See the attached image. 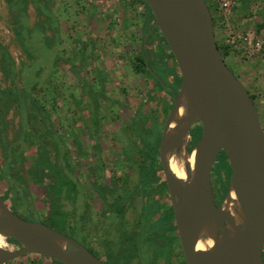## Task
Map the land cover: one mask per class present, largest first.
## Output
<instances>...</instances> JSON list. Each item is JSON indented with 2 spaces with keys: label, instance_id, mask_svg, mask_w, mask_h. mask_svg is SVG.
<instances>
[{
  "label": "rangeland",
  "instance_id": "1",
  "mask_svg": "<svg viewBox=\"0 0 264 264\" xmlns=\"http://www.w3.org/2000/svg\"><path fill=\"white\" fill-rule=\"evenodd\" d=\"M204 1L210 9L212 19L215 20V40L222 50L226 48L228 51L224 60L225 64L243 84L249 95L254 97L253 102L264 132V107L260 103L256 91L250 87L254 80L250 83L238 69L240 64L244 66V61L254 63L256 60H264V39L260 38L258 31L235 22L232 16L235 6L231 13L225 17L219 11L215 1ZM122 5L121 0L117 2L116 0H42L40 3H34L32 0L27 2L24 16L21 18V21H25V25L29 28L40 29L43 26L45 35L49 38H52L53 28L58 30L55 51L59 59L62 60L60 61L62 64L50 67L43 72L41 78L50 77L51 83L56 86L57 97L53 103L56 105V111H51L49 105L47 109L57 128L63 129V131L57 129L58 139L64 142L61 144L63 147L61 152L66 150L68 153L67 156L70 159L73 173H75L73 179L77 183L80 194L75 198L73 204L62 200L60 209L62 211L56 216H50L55 210L48 205V201L53 199V195L44 197L46 194H44L43 185L31 184L30 179L33 176L29 177V165L32 155L31 152L28 153L31 150L28 144H25L24 148L26 149L22 148L26 152L25 163L10 169L11 174L16 176L15 181L18 185L19 177L27 183L26 194H23L28 200L24 196H17L23 204L19 205L23 214L18 213V215L37 223H43L74 239L88 250L90 249L89 244L95 247V241L91 240L94 233L92 230L93 226L99 222L103 223L105 231L110 227L114 229V232L116 229L120 230L121 227L128 232L135 231L143 205V195L138 186L139 165L143 158L137 147L140 141L130 135L127 130L130 128L127 126L128 124L135 126L134 119L136 115H140L144 119L146 127L155 121L157 128L162 131L169 113L167 105L172 104L173 101L151 80L135 72L133 63L142 44V34L139 31L142 19L137 8H129L130 15L124 17ZM37 8L41 9L43 14H38ZM13 10L16 11L11 8L9 0H0V45L7 48L15 61L16 68L19 69L23 65L30 66L35 58L31 50L28 49L30 54H26L20 47L15 35V30L18 28L14 27L19 20L20 13L17 11L15 18ZM121 12L122 14H120ZM51 14L56 18V23L52 22ZM132 24L133 28L130 27ZM152 31L153 28L148 35ZM230 34L241 38L237 47H233L227 42ZM33 35L31 41L36 42V36L34 33ZM155 42H157L156 38ZM155 44L153 45V56L160 53V48ZM43 48L50 52L52 46L43 44ZM162 59L166 58L162 56L161 61ZM65 62L73 65L78 72V77L84 79L88 86L84 93L76 74L71 73L69 68L63 65ZM244 68L246 69L245 66ZM158 74L168 87H176L174 78L166 77L162 72H158ZM7 84L8 80L0 72V89L5 88ZM38 93L41 94V91L36 92L35 95L37 96ZM100 93L103 94L102 98ZM49 101L51 102V99ZM95 101L98 103L99 110L97 122L92 120V103ZM21 115L20 109L15 105H11L7 110L3 122L1 121L6 141L11 142L18 137ZM196 128L198 127L194 126L192 131ZM89 134H94L95 139L99 141L97 150L93 149L94 140ZM77 148L81 149L79 152L83 156L77 153ZM48 149L51 150V159H54L53 149ZM220 159L221 157H218L216 163ZM58 161L64 165L61 154ZM7 163L0 146V169L6 170ZM88 167H91L93 173ZM93 175L103 176L108 184L112 181L117 183V192L123 197L120 202L123 208L122 215L107 214L104 204L98 201L97 196L92 192L90 183L93 180ZM156 176L158 181L149 187L147 197L148 203L154 207L152 211L156 213L157 217L168 208L169 197L166 192L164 176L159 171ZM4 177L5 173H0V192L3 193V196L5 194L4 184L7 183ZM211 178L214 182L216 179L214 172ZM122 180L124 185L121 187ZM12 186L15 184L13 183ZM4 197L10 201L7 196ZM23 210H26V213ZM29 212L34 217H28L30 216ZM167 212L170 217V211ZM150 221L149 219L147 221L145 216H141L140 238L137 240L135 249L139 250V255L146 261L153 259L156 254L162 252L165 254L167 243L165 239V245H163V238L160 236V233L165 232L162 221L152 225V228H156L157 236H144V233L150 231V228L147 227ZM95 235L98 240H101L100 234ZM11 247L13 246L4 240V248L10 249ZM16 249V247L12 248V250ZM100 254H103L101 249ZM41 260L38 256L25 255L8 264H52L49 260H43V262Z\"/></svg>",
  "mask_w": 264,
  "mask_h": 264
},
{
  "label": "water",
  "instance_id": "2",
  "mask_svg": "<svg viewBox=\"0 0 264 264\" xmlns=\"http://www.w3.org/2000/svg\"><path fill=\"white\" fill-rule=\"evenodd\" d=\"M143 1L180 76L158 161L185 264H264V132L256 106L220 54L204 0ZM195 125L201 136L189 151ZM221 152L231 173L216 206L211 176ZM173 156L182 161V179L170 169ZM0 236L18 243L16 250L0 247V264L25 255L60 264H102L74 239L13 213L1 196Z\"/></svg>",
  "mask_w": 264,
  "mask_h": 264
},
{
  "label": "trees",
  "instance_id": "3",
  "mask_svg": "<svg viewBox=\"0 0 264 264\" xmlns=\"http://www.w3.org/2000/svg\"><path fill=\"white\" fill-rule=\"evenodd\" d=\"M28 1L32 0H9V4L11 8L16 9V11L13 10L15 18L16 12L19 11L20 13L18 16L19 20H17V23H15L17 26H14L18 28V30H15V35L20 43V47L26 54H30L29 50H31V52L34 53L33 55L35 59L32 61L30 66L23 65L17 69L15 61L8 52L7 48L0 45V72L2 76L8 80L7 86L3 89H0V146L2 147L6 161L8 162L6 165V170L0 169V173H5L4 178L7 183L4 184V196H7V198L10 199V201H7V199L4 197V203L9 208V210L17 214L19 205H23L21 203L22 201H20V199L18 200L17 196L20 195L25 197L24 194H26L25 190L27 183H25V180L22 181V178L19 177L20 183L18 185V183L15 181L16 176L11 174L10 169L18 166L19 164L25 163L24 159L26 152H24L22 148L26 149L24 146L25 144H28L29 148L31 150L33 149L32 151L30 150L28 152H31L32 155V161L29 165L30 176H28L31 178L33 176V178L30 179V182L31 184L43 185L45 189L44 194H46L44 197H49L51 194L53 195V199H49L48 205L50 208H55L54 212L50 216H56L60 211H62L60 210L62 208V200L73 204L75 198H77L80 194V190L78 189L76 181L73 179L75 173H73L70 159L67 156L68 153L66 150L61 152V148H63L61 144L64 142L58 139L57 129L62 131L63 129L61 127L57 128L50 111L47 109L49 105L51 107V111H56V105L53 104L55 103V98L57 97L56 86H53L54 84L51 83L50 77L47 76L45 79L41 78L43 72H45L47 69L62 64L60 63L62 60L59 59L55 51V47L58 42V30L57 28H53L52 38H49L45 35V28L43 26H41L40 29L27 27L25 25V21H21V18L24 16V11ZM41 1L42 0H33L34 3H40ZM137 1L141 2L144 6L145 21L142 25L141 32L142 44L138 54L135 56L133 67L136 73L147 77V79L151 80L159 90L163 91L165 95L170 97L171 94L174 95L176 91L177 93L179 91L180 76L178 71H175V73L172 72L166 59H162L161 61L162 56L172 60L175 70H177V67L163 37L158 32V30L153 29V31L148 35L149 31L153 28L155 21L144 1ZM37 11L38 14H43L41 9L37 8ZM51 17L52 19H50L53 20L52 22L56 23V18L53 16V14H51ZM49 22L50 21L48 20L47 23L49 24ZM214 24L215 20L213 19V25ZM257 29L264 30V18ZM33 33L36 36V42L31 41V38L34 37ZM155 38L157 41L156 44L154 42ZM43 44H49L52 46L50 52H47L46 49L43 48ZM154 44L160 48V53L153 56L152 52ZM216 44L223 60H225V57L228 54L227 49L224 48L222 50L221 46H219L217 42ZM49 57H51V59H48ZM63 65L67 66L69 71L71 73L74 72L76 74L75 76L78 77V72L73 65L67 62L63 63ZM158 72H162L164 75H166V77L171 76L174 78L176 87H168ZM78 79L84 93V91L88 89V86H86L84 79H80L79 77ZM40 91L41 94L38 93L36 96L35 93ZM99 95H101V98L103 97V94L100 93ZM250 97L252 100H254L253 96L250 95ZM50 99L51 102L49 101ZM11 105L17 106L18 109H20L22 115L18 130V137L9 142L4 138V128L1 121L3 122V118ZM171 106L172 104L167 105V108L170 110ZM92 111V120L97 122L99 110L98 103L96 101L92 103ZM134 120L136 121V123L133 122L135 126L128 124L127 128L130 129L127 130H129L131 136L136 139L138 138L140 141L137 146L141 157L143 158L139 165L138 178V186L143 195V205L140 215L145 216L147 220L154 214V211H152V208L154 207L151 203H148V189L152 184L158 181L156 176L158 171L161 173V175H163L157 158L162 131L157 128L155 121L150 124L149 127H146L144 124V119L141 118L140 115H136ZM191 135L192 139L189 144L190 146L188 147L189 151H191L201 136L200 128L198 127L192 131ZM89 136L92 140H94L93 145L95 146H93V149L97 150L99 148V141L95 139L94 134H89ZM48 148L53 149L52 156H54V159H51V150ZM79 151L81 152V149L77 148V153H79L80 156H83V154ZM60 154L64 160V165L58 161ZM218 157H221V159L216 163ZM217 158L212 170V173L214 172L216 176L214 182L212 181V187L213 191L219 194V202L217 203L219 205L226 194L231 170L227 163V158L223 152H221ZM88 168L91 170V167ZM10 181L12 182L11 184ZM13 183L15 186H12ZM123 185L124 181L122 180L121 187ZM90 186L94 195L97 196V200L101 201L105 205L107 213H115L118 215L123 214V208L120 205L123 197L117 192L116 182L112 181L110 184H108L103 176L96 177V175H93V180L91 181ZM25 199L27 198L25 197ZM23 219L34 222L29 219ZM164 219L166 220L167 216L164 217ZM7 241L14 246H18V243L12 239H7ZM38 257L43 260H49L52 262V264H60L45 257Z\"/></svg>",
  "mask_w": 264,
  "mask_h": 264
},
{
  "label": "flooded vegetation",
  "instance_id": "4",
  "mask_svg": "<svg viewBox=\"0 0 264 264\" xmlns=\"http://www.w3.org/2000/svg\"><path fill=\"white\" fill-rule=\"evenodd\" d=\"M175 94H177V92L174 93V95ZM174 95L171 94L170 96L172 100H173ZM195 126L200 128V125H195ZM191 132H192V129H191ZM191 132H190V139L192 136ZM200 132H201V128H200ZM166 192H167V188H166ZM167 195H168V192H167ZM0 196L2 200L5 202L2 192H0ZM213 197H214L215 205L219 206L220 204L219 205L217 204L219 202V194L213 191ZM168 210L170 211V214H171L170 217H169V212H167ZM23 211L25 212L26 210H23ZM18 213L23 214V212H21L19 208L17 209V215ZM29 214L30 216L28 217H34L33 215H31L32 213L29 212ZM112 214H115V213H112ZM155 215L156 213H154L153 216L149 218V221L150 220L151 221L148 222L147 227L150 228V231L147 233H144V236H150V237L157 236L156 228H152V225L158 224L159 222L162 221L161 223H162V226L164 227V229L163 228L162 229L165 230V232L160 233L161 234L160 236H162L163 238L162 239L163 245H165L164 240L166 239L167 241L165 245V254H163V252L161 251L162 253L156 254V256L153 259L146 261L145 259H143L142 256L139 255V250H135L137 243H138L137 240L138 238H140L139 229L141 226V223H140L141 215H139L137 225H136L134 232H128L127 230L125 231L124 228L122 227L120 230L116 229L115 232H114V229L111 227L107 231H105L103 229L102 222L95 224V226H93L92 231L95 234H100L101 240H98L96 235L93 233L91 240L92 242L95 241L94 243L95 247L89 244L88 245L90 248L89 251L95 257H97L102 264H185L183 252L181 250L180 241L178 238V234H177V230H176V226H175V222L173 218V211H172L170 199H169L168 208L165 209L162 213H160L159 216L156 217ZM166 216H167V219L165 220L164 217ZM158 243H160V241H158ZM12 246L18 248V246H14V245ZM100 249L101 251H103V254H100ZM19 259H21V257ZM41 261L43 262V259ZM263 262H264V249H263Z\"/></svg>",
  "mask_w": 264,
  "mask_h": 264
},
{
  "label": "crops",
  "instance_id": "5",
  "mask_svg": "<svg viewBox=\"0 0 264 264\" xmlns=\"http://www.w3.org/2000/svg\"><path fill=\"white\" fill-rule=\"evenodd\" d=\"M118 0H116L117 2ZM121 3H123V12L124 17H127L129 14L128 9H134L137 8L138 13L141 16V25H140V33L142 32V25L145 21V10L144 6L141 2L137 0H121ZM129 6V7H128ZM122 14V12L120 13ZM235 22L239 23L240 25L244 27L251 28L253 30H256L259 32L260 38L264 39V30H258V26L262 23V20L264 18V0H237L233 15ZM131 28H133V24L130 25ZM155 42V41H154ZM157 43V42H155ZM158 47V46H157ZM168 63V66L172 70V72L175 73V66L171 59L165 57ZM254 65V66H253ZM246 67V69L244 68ZM244 66L240 64V67L238 68L240 72L246 77L248 81L254 83L250 84V87L256 91V95H258V98L260 99V103L264 107V60L263 61H255L254 63L251 61H244ZM253 66V67H252ZM247 71V72H246Z\"/></svg>",
  "mask_w": 264,
  "mask_h": 264
},
{
  "label": "built area",
  "instance_id": "6",
  "mask_svg": "<svg viewBox=\"0 0 264 264\" xmlns=\"http://www.w3.org/2000/svg\"><path fill=\"white\" fill-rule=\"evenodd\" d=\"M213 1L216 2L219 11H221L225 17L231 13L233 7L235 6V2H236V0H213ZM240 40H241V38L239 36H235L234 34H230L227 42L231 46L237 47L240 43ZM244 49H245V47H244Z\"/></svg>",
  "mask_w": 264,
  "mask_h": 264
},
{
  "label": "bare ground",
  "instance_id": "7",
  "mask_svg": "<svg viewBox=\"0 0 264 264\" xmlns=\"http://www.w3.org/2000/svg\"><path fill=\"white\" fill-rule=\"evenodd\" d=\"M182 112L183 111L180 110V115H182ZM170 169L174 173V175H176V177H178L179 179L184 178V170H183L182 161L178 160L174 156L170 160ZM0 247L4 248V240L1 236H0ZM199 249L204 250L205 246L200 245Z\"/></svg>",
  "mask_w": 264,
  "mask_h": 264
}]
</instances>
